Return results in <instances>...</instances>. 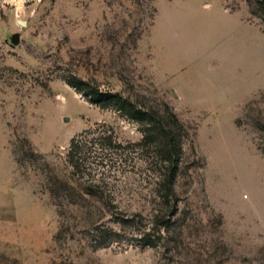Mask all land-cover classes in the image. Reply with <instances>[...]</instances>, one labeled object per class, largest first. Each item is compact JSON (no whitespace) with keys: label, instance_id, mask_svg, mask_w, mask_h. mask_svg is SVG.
I'll use <instances>...</instances> for the list:
<instances>
[{"label":"rangeland","instance_id":"1","mask_svg":"<svg viewBox=\"0 0 264 264\" xmlns=\"http://www.w3.org/2000/svg\"><path fill=\"white\" fill-rule=\"evenodd\" d=\"M0 264H264V0H0Z\"/></svg>","mask_w":264,"mask_h":264},{"label":"trees","instance_id":"2","mask_svg":"<svg viewBox=\"0 0 264 264\" xmlns=\"http://www.w3.org/2000/svg\"><path fill=\"white\" fill-rule=\"evenodd\" d=\"M260 3H262L260 1ZM68 83L75 89L82 91L87 95L91 103L97 105H107L113 103L128 112V114L135 119L148 121L154 125L156 135L145 133L143 137L145 141H155L159 150L163 153V159L166 163L164 173L160 176L159 186L163 191V198H168L169 195L174 194V183L177 175V167L179 163L180 152V138L175 134L173 125H180V122L174 112L168 111L166 116L169 118L165 122L164 116L154 110L148 112L147 110L138 107L135 103L128 98L123 97L118 92L103 91L97 85L90 83L80 77L71 76ZM168 109V107H167ZM171 123V124H170ZM173 123V124H172ZM89 132L88 129L82 131L76 137L71 138L66 158L68 163L76 170V173H82V164L80 159L84 151V143L81 141L82 137ZM102 139V137H101Z\"/></svg>","mask_w":264,"mask_h":264},{"label":"water","instance_id":"3","mask_svg":"<svg viewBox=\"0 0 264 264\" xmlns=\"http://www.w3.org/2000/svg\"><path fill=\"white\" fill-rule=\"evenodd\" d=\"M66 120H67V117L64 118V121H66Z\"/></svg>","mask_w":264,"mask_h":264}]
</instances>
